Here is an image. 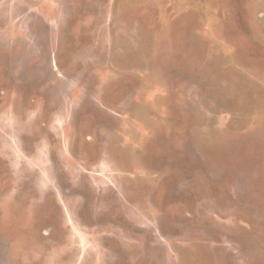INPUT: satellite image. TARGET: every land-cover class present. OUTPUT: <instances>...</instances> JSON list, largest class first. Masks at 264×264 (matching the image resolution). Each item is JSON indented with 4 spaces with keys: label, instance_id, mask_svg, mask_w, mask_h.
Here are the masks:
<instances>
[{
    "label": "rangeland",
    "instance_id": "374dc122",
    "mask_svg": "<svg viewBox=\"0 0 264 264\" xmlns=\"http://www.w3.org/2000/svg\"><path fill=\"white\" fill-rule=\"evenodd\" d=\"M0 264H264V0H0Z\"/></svg>",
    "mask_w": 264,
    "mask_h": 264
}]
</instances>
